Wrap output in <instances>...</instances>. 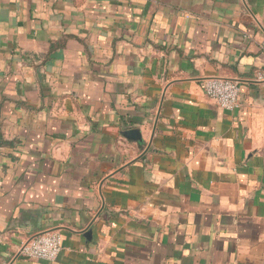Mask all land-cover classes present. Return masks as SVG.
<instances>
[{
	"label": "crops",
	"instance_id": "0c3cea01",
	"mask_svg": "<svg viewBox=\"0 0 264 264\" xmlns=\"http://www.w3.org/2000/svg\"><path fill=\"white\" fill-rule=\"evenodd\" d=\"M259 75L264 0H0V264H264Z\"/></svg>",
	"mask_w": 264,
	"mask_h": 264
},
{
	"label": "built area",
	"instance_id": "2783aa9c",
	"mask_svg": "<svg viewBox=\"0 0 264 264\" xmlns=\"http://www.w3.org/2000/svg\"><path fill=\"white\" fill-rule=\"evenodd\" d=\"M259 75L258 79H263ZM204 92L226 110L238 107L240 86L236 80L208 77L201 81ZM62 250V236L55 230H46L29 237L19 247V254L24 258L53 261Z\"/></svg>",
	"mask_w": 264,
	"mask_h": 264
},
{
	"label": "water",
	"instance_id": "95a60500",
	"mask_svg": "<svg viewBox=\"0 0 264 264\" xmlns=\"http://www.w3.org/2000/svg\"><path fill=\"white\" fill-rule=\"evenodd\" d=\"M123 135L128 139L140 140V132L138 129H127L123 131Z\"/></svg>",
	"mask_w": 264,
	"mask_h": 264
}]
</instances>
